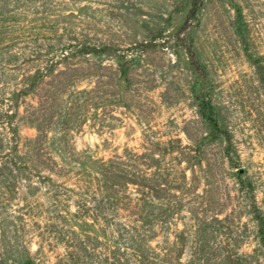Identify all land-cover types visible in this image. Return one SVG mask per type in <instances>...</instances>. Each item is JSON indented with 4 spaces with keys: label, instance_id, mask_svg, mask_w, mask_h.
I'll return each mask as SVG.
<instances>
[{
    "label": "rangeland",
    "instance_id": "obj_1",
    "mask_svg": "<svg viewBox=\"0 0 264 264\" xmlns=\"http://www.w3.org/2000/svg\"><path fill=\"white\" fill-rule=\"evenodd\" d=\"M188 2L65 0L47 12L46 0H0V153L13 147V127L21 141L37 134L27 118L37 99L17 92L43 64L47 44L142 50L127 93L130 108H100L68 132L76 161L63 166L57 158L63 168L49 171L45 144L38 161L0 164V264H62L66 250L79 253L80 243L92 254L78 264H110L111 229L82 213L78 200L92 194L85 193L96 174L91 161L127 152L149 153L187 176L179 214L155 226L152 245L173 242L182 222L194 221L191 212L220 219L225 233L218 240L238 254L195 264H264L256 220H264V71L248 59L259 56L264 67V0H198L184 25ZM189 48L205 67L203 77L189 66ZM195 81L209 92L224 131L202 147L200 161L192 156L206 127L190 91ZM24 149L19 145V154Z\"/></svg>",
    "mask_w": 264,
    "mask_h": 264
},
{
    "label": "trees",
    "instance_id": "obj_2",
    "mask_svg": "<svg viewBox=\"0 0 264 264\" xmlns=\"http://www.w3.org/2000/svg\"><path fill=\"white\" fill-rule=\"evenodd\" d=\"M61 1L65 0H46V11L57 8ZM197 3L198 0H189L184 25L195 14ZM52 24L49 28L53 31ZM237 33L243 36L240 26ZM140 46L146 48L148 44L141 43ZM46 48L43 64L34 69L30 82L17 92L18 96L32 94L37 99L36 104L27 110L28 121L34 124L37 134L21 141L17 127H13V147L1 151L0 164L4 161L17 165L20 161L17 159L23 158L38 161L46 144V169L60 170L77 158L69 141L70 130L80 126L89 116H97L100 108H130L127 93L134 86V66L142 50L128 54L126 49L120 50L107 43L99 46L77 40L55 46L47 44ZM187 56L192 72L201 77L205 67L195 57L192 48L187 51ZM248 59L257 69L264 71L261 57L248 55ZM105 60L111 63L105 64ZM82 81L86 84L81 85ZM190 91L206 127V134L200 138L192 156L195 161H200L202 147L220 140L224 131L209 92L196 81ZM19 145L25 148L22 155L19 154ZM57 158L64 162L62 167ZM162 162L159 157L146 152H127L124 158L116 156L91 161L96 174L84 189L85 193L92 194L80 195L78 206L82 213H91L93 219L99 218L111 229L110 264H195L220 256H238L218 240L225 233L220 219L203 220L191 212L194 221L191 224L182 222L183 227L174 233L173 242H166L165 246L151 244L156 238L155 226L169 223L179 214L188 190L185 170H179L177 174ZM46 177L51 180L50 176ZM256 220L258 235L264 243V220L260 215ZM87 237L91 241L90 236ZM80 244L79 253L66 250L67 256L61 259L62 264H78L84 256L91 258L92 252L83 246L84 243ZM182 258L184 261L180 262Z\"/></svg>",
    "mask_w": 264,
    "mask_h": 264
}]
</instances>
